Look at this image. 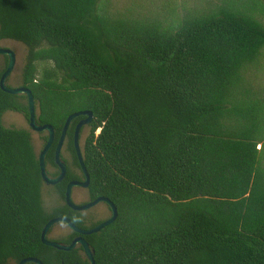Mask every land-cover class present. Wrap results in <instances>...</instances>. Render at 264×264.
Returning a JSON list of instances; mask_svg holds the SVG:
<instances>
[{"label": "trees", "instance_id": "obj_1", "mask_svg": "<svg viewBox=\"0 0 264 264\" xmlns=\"http://www.w3.org/2000/svg\"><path fill=\"white\" fill-rule=\"evenodd\" d=\"M100 2L0 0V41L28 48L22 86L39 124L58 141L71 114L93 112L89 191L118 209L85 236L96 264H264V0H198L143 18L113 16ZM3 56L0 264H89L82 246L42 241L54 217L100 222L88 226L68 206L65 182L55 187L63 204L45 208L32 134L3 123L9 111L30 115L26 95L1 88ZM78 120L65 145L75 158ZM57 141L46 164L55 165Z\"/></svg>", "mask_w": 264, "mask_h": 264}, {"label": "water", "instance_id": "obj_2", "mask_svg": "<svg viewBox=\"0 0 264 264\" xmlns=\"http://www.w3.org/2000/svg\"><path fill=\"white\" fill-rule=\"evenodd\" d=\"M0 55H5L9 59L7 69L5 70L1 78V88L3 89V91L10 93V94L26 95L28 97L29 111H30L29 122H30V126L32 130L36 132H48L49 133L48 142L45 145L43 151L40 153L41 171H42V177H43L45 184L56 185L60 183L66 177L67 165L61 157V151L64 145L66 134L73 120L81 116L86 117L85 119L81 120L78 123L76 127V132H75V148H76V152H77L79 161L81 163V166L86 174V180L85 181L74 180L68 184L67 189H66V203L68 204V206H70L72 209L76 211L85 212L97 206L98 204L105 202L110 206L112 210V215L110 218L90 228L79 227L68 217H54L46 224L43 230V233H42V241L44 244L48 246H51V247H54L60 250H65V251H71V250L76 249L78 246H82L84 249L85 256L89 261V264H96L95 251L92 249L90 243L87 241L85 236L100 232L102 229L112 224L118 217V209L115 203L111 199H109L108 197H104V196L99 197L85 204H77L73 199V190L75 187H78V186L87 187L90 183V176L88 174V171L85 166L84 159H83V155H82L81 144H80V134H81V130L83 126L92 122L93 112L84 110V111L73 113L69 116L65 124V127L63 129L57 149H56V163L60 167L61 172L58 177L56 178L51 177L47 170L46 156L48 155L49 151L51 150L53 146L54 139H55V129L50 124H45V125L39 124L38 118H37L36 99H35V96L32 90L29 87H26V86L12 87L8 84V79L10 75L13 73L17 65V53L13 49L0 46ZM58 224H66L70 228L71 231L78 234V236L72 241L71 244H66L58 240H53L49 237L51 229ZM19 264H45V263L39 258L28 257V258L23 259ZM72 264H83V263H72Z\"/></svg>", "mask_w": 264, "mask_h": 264}, {"label": "rangeland", "instance_id": "obj_3", "mask_svg": "<svg viewBox=\"0 0 264 264\" xmlns=\"http://www.w3.org/2000/svg\"><path fill=\"white\" fill-rule=\"evenodd\" d=\"M198 0H101V7L113 16H132L143 18V16L153 15H168L180 13L188 8L194 7ZM0 46L13 49L17 53V65L8 79V84L12 87L22 86V72L25 60L28 53V48L25 44L11 40H1ZM0 63L4 67L6 58L1 55ZM3 123L9 128H19L29 130L32 134V141L38 154H40L45 146L46 133L33 131L30 122L25 115L20 112L9 111L3 117ZM91 132L90 127H86L81 134V145L84 144ZM100 130H97L96 135H99ZM78 173V170H75ZM57 190L51 185H44L43 201L44 206L48 211H52L55 207L63 204V200L56 192ZM73 199L77 204H85L88 202V191L75 188L73 190ZM111 215L110 208L105 203H100L97 206L84 212L83 217L85 223L90 226L109 218ZM70 228L66 224H58L54 226L49 234L53 240H61L69 236ZM15 264V263H11Z\"/></svg>", "mask_w": 264, "mask_h": 264}, {"label": "flooded vegetation", "instance_id": "obj_4", "mask_svg": "<svg viewBox=\"0 0 264 264\" xmlns=\"http://www.w3.org/2000/svg\"><path fill=\"white\" fill-rule=\"evenodd\" d=\"M86 117H84V116H81V117H79V118H77V119H79L78 121H77V123H76V126H75V130H74V134H73V141H74V146H75V132H76V127H77V125H78V123L81 121V120H83V119H85ZM92 122H93V120H92ZM92 122L91 123H89V124H87V125H85V126H83V128H82V130H81V134H82V132H83V130L86 128V127H90L91 128V124H92ZM72 126H74V120H73V122L70 124V126H69V128H68V131H67V134H66V138H65V141H64V145H63V148H62V151H61V157H62V159H63V161L66 163V165H67V174H66V177L60 182V183H64L65 182V184H66V189H67V186H68V184L71 182V181H74V180H78V181H85L86 180V174H85V172H84V170H83V168H82V166H81V163H80V161H79V158H78V155H77V152H76V148H75V153H76V156H77V158H75V155H74V152H69V151H67L66 150V142L68 141V139H69V130L71 129V127ZM43 133H46V138H45V145L47 144V142H48V139H49V133L48 132H43ZM81 134H80V144H81ZM90 134H91V132H90ZM60 138H61V136H60ZM60 138L58 139V141H57V136H56V132H55V139H54V143H53V146H52V148L54 147V145H55V143H56V141H57V144H56V146H55V150H54V161H55V165L54 164H51V163H49V164H46L47 165V170H48V173H49V175L51 176V177H53V178H56V177H58L59 176V174H60V172H61V169H60V167L57 165V163H56V149H57V146H58V143H59V141H60ZM84 144H85V142H84ZM84 144L83 145H81V150H82V155H83V146H84ZM45 147V146H44ZM51 148V149H52ZM50 152V151H49ZM46 158H47V156H46ZM83 159H84V156H83ZM86 166V165H85ZM87 168V167H86ZM78 170V173L75 171V170ZM87 171H88V169H87ZM70 173L72 174V176H74L72 179H68V178H70ZM88 174H89V171H88ZM89 176H90V174H89ZM90 181H91V178H90ZM59 184V183H58ZM58 184H56V185H51L52 187H56ZM89 187H90V183H89V185L87 186V187H81V186H78V187H75V188H80V189H83V190H86V191H88V198H89V200H88V202H91V201H93L92 200V197H91V194H90V191H89ZM74 188V189H75ZM65 202H66V195H65ZM87 202V203H88ZM102 203H105V202H102ZM105 204H107V203H105ZM108 205V204H107ZM109 206V205H108ZM109 208H110V206H109ZM110 211H111V215H112V210H111V208H110ZM111 215H110V217H111ZM109 217V218H110ZM108 219V218H107ZM77 237V236H76ZM75 237V238H76Z\"/></svg>", "mask_w": 264, "mask_h": 264}, {"label": "built area", "instance_id": "obj_5", "mask_svg": "<svg viewBox=\"0 0 264 264\" xmlns=\"http://www.w3.org/2000/svg\"><path fill=\"white\" fill-rule=\"evenodd\" d=\"M100 130V129H99ZM259 148H260V146H259Z\"/></svg>", "mask_w": 264, "mask_h": 264}]
</instances>
